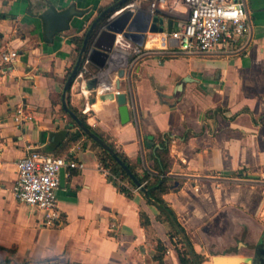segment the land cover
I'll return each instance as SVG.
<instances>
[{
    "label": "crops",
    "instance_id": "crops-1",
    "mask_svg": "<svg viewBox=\"0 0 264 264\" xmlns=\"http://www.w3.org/2000/svg\"><path fill=\"white\" fill-rule=\"evenodd\" d=\"M117 1L0 0V48L19 52L0 72V260L195 264L190 253L192 262H181L180 253L188 249L175 246L161 209L141 189L132 188L131 196L122 192L104 173L93 139L83 132L80 140L61 147L66 132L79 128L62 103L67 72L81 52L73 38L84 40L100 13ZM131 1L150 13V0ZM246 5L251 29L237 50L186 54L169 39L186 19V8L168 0L157 9L164 16V31L148 32L139 45L152 52L131 67V50L115 44L106 67L85 61L87 80L100 81L96 101L91 102L86 82L83 90L74 84L68 92L70 104L115 142L140 173L154 163L145 136L170 135V174L181 185L163 198L200 264H214L215 256L229 254L253 259L264 237V0H246ZM49 7L57 13L74 7L81 13L50 36L42 16ZM107 91L127 94L128 122H121L116 99L99 98ZM20 106L30 116L15 122ZM29 145L82 163L60 173L61 224L45 226L44 212L15 196L16 163ZM142 212L148 225L142 223Z\"/></svg>",
    "mask_w": 264,
    "mask_h": 264
},
{
    "label": "built area",
    "instance_id": "built-area-1",
    "mask_svg": "<svg viewBox=\"0 0 264 264\" xmlns=\"http://www.w3.org/2000/svg\"><path fill=\"white\" fill-rule=\"evenodd\" d=\"M168 0H150L149 11L156 14L160 5ZM186 8L187 17L179 23V28L170 34V40L176 43L178 51L186 54H211L222 51L233 52L239 48L240 43L251 29V22L247 11L246 0H178ZM134 7L131 1L114 14L110 19L127 7ZM122 48L131 50L132 58L127 64L132 65L140 57L149 54L152 50L120 37L117 40ZM19 56L16 48H0V72L13 64ZM85 59L73 84L82 90L87 81V66ZM132 67V66H131ZM71 86V87H72ZM118 93V92H117ZM30 115L23 106L18 107L13 117L20 122ZM18 178L14 185L16 198L30 206L44 212L43 222L51 227L62 223L61 210L58 205L57 191L60 185L62 169L81 167L82 163L71 155L53 156L41 147L29 145L27 152L17 161ZM104 170L106 175L109 171ZM111 175V174H110ZM120 184H124L117 176L112 175ZM142 185L135 186L133 191H139ZM175 246L184 251L185 244L180 236L173 237Z\"/></svg>",
    "mask_w": 264,
    "mask_h": 264
},
{
    "label": "water",
    "instance_id": "water-1",
    "mask_svg": "<svg viewBox=\"0 0 264 264\" xmlns=\"http://www.w3.org/2000/svg\"><path fill=\"white\" fill-rule=\"evenodd\" d=\"M130 2V0H119L113 5L106 8L100 13L96 20L91 24L88 29L83 46L80 52V56L66 80L64 89H63V108L70 115V117L77 123L78 127L96 143H98L104 150L109 152L111 156L125 169V171L130 175L132 180L137 186H140V183L136 177L130 172L128 166L120 159L116 154L113 148L98 134L92 131L87 124L72 110L70 109L67 96L68 92L71 89L73 81L78 74L83 62L85 59H88L90 62L95 63L99 68H104L108 64V61L111 59V54L114 52L118 44V36L121 38L132 41L137 45H143L146 35L148 32H163L164 31V16L160 15L157 11L156 14H151L142 9L137 10L135 7H127L115 17L110 19V16L116 11L124 7ZM81 11H78L74 7H71L69 10L63 13H57L52 7L45 9L42 13L46 23V32L48 35H53L57 30H62L68 26L69 19L72 15L80 14ZM173 21H168V32H172ZM119 46V45H118ZM125 73L124 70L120 72V76H123ZM99 78L94 77L86 81L87 89L91 91V102H95L97 98L96 88L99 84ZM182 88V87H181ZM101 100H112L116 99L119 105V113L121 117V122L126 123L130 120V110L127 105V94L118 92L107 91L99 95ZM64 169L61 170V174ZM145 193L146 197L154 203L158 208H160L164 213L167 214L175 228L178 230L180 236L182 237L191 257L194 260L195 264H199L198 258L195 254V251L192 247V244L186 235V232L176 220V218L170 213V211L162 206L157 201L152 200L148 192L141 188ZM214 264H240L242 262L252 263V264H264V237L262 241L254 249V258L250 259L248 257L237 256L235 254L229 255H219L215 256Z\"/></svg>",
    "mask_w": 264,
    "mask_h": 264
},
{
    "label": "trees",
    "instance_id": "trees-1",
    "mask_svg": "<svg viewBox=\"0 0 264 264\" xmlns=\"http://www.w3.org/2000/svg\"><path fill=\"white\" fill-rule=\"evenodd\" d=\"M73 41L75 42L77 46L76 48L77 51L80 52L83 46V41H84L83 38L74 37ZM72 70H73L72 68L69 69L65 80L68 79ZM67 102H68L70 109H72L87 124V126L92 131L98 134L102 139H104L113 148V150L120 157V159H122V161L128 166L130 172L136 177L140 185H142V188H144L148 192L149 197L152 200L157 201L160 204V206L168 209L170 213H172V215L177 220V215L175 214V212L172 210V208L163 198V195L165 193L171 190H177L181 185L180 178H177L170 174V169L173 163L168 155L169 144L172 139L170 135L169 134L160 135L158 139H155V137L153 136H147V135L145 136L146 144L149 145V147H151L153 150L154 163L151 167H146L144 169V173H140L137 170V165L130 159V157L119 146H117L115 142L109 140L102 133L98 132L95 128H93L91 125L87 123L85 115L81 111H79L77 108H75L73 105L70 104L68 96H67ZM71 122L74 124V126H77V123L72 118H71ZM83 135H84L83 131L79 128H77L76 130H68L66 132L65 141L61 145V147H63L64 145H68L70 143L77 142L78 140L82 138ZM94 145L98 147V159H99L101 167L109 171V173L111 174V175L109 174V177L117 183L119 189L122 192L131 196L132 188H134L137 185L134 183L130 175L111 156L109 152L104 150L96 142H94ZM53 156H62V155H59L58 152H55ZM112 175L117 176V178L121 180L124 184H120L118 180L115 179ZM161 215H162V219L165 222L170 223L171 225L170 235L180 236L178 230L175 228V226L173 225V223L171 222L167 214L161 210ZM141 218H142V223L144 225L149 224V218L145 213L143 212L141 213ZM159 248L162 251L164 249V246L161 245ZM159 258L162 260V256H160ZM180 260L182 263L192 262V258L190 257L188 250L185 249L184 253L182 254L180 253ZM198 262L200 264L199 259H198ZM0 264H17V263L11 262L9 260H0ZM67 264H79V263L68 262Z\"/></svg>",
    "mask_w": 264,
    "mask_h": 264
}]
</instances>
